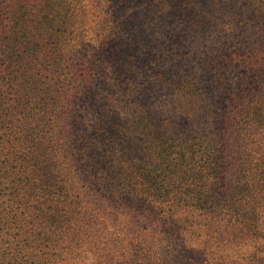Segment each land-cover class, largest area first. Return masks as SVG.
<instances>
[{"label":"trees","instance_id":"16d2710c","mask_svg":"<svg viewBox=\"0 0 264 264\" xmlns=\"http://www.w3.org/2000/svg\"><path fill=\"white\" fill-rule=\"evenodd\" d=\"M0 264H264V0H0Z\"/></svg>","mask_w":264,"mask_h":264}]
</instances>
